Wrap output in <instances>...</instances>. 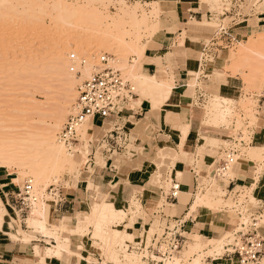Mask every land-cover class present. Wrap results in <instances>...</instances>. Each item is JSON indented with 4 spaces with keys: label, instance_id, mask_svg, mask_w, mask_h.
I'll return each mask as SVG.
<instances>
[{
    "label": "rangeland",
    "instance_id": "rangeland-1",
    "mask_svg": "<svg viewBox=\"0 0 264 264\" xmlns=\"http://www.w3.org/2000/svg\"><path fill=\"white\" fill-rule=\"evenodd\" d=\"M214 2L213 0L210 2L209 0H202L203 8L211 11L216 16L209 24L210 32L213 36L211 35L207 42L215 37L214 33L218 32L222 25L228 29V32L230 31L229 28L232 29L235 26H239L237 24L243 21L242 17L239 16H249L252 13L257 16L264 12V0H244L242 4H239V8L233 5L232 0H218V5L214 4ZM42 3H46L47 5H43ZM42 3L31 5L20 0H0V133H2V136L4 135V138L2 137L0 142L4 140L6 143L5 149L10 151L13 158H15V141L18 143L21 140L20 138L25 136L24 133L28 131L27 129L31 130L29 132L42 129L44 125L41 124H44L45 121V126H50L52 124L51 120L55 113H57L56 111L61 109H64L66 116L63 118L65 121L63 120L64 122L60 123L59 131L57 130L58 132H56V139L60 147L67 153L71 152L59 143V136L69 118L77 115L79 112L77 109L78 86L83 80L91 78L97 72L98 68L102 65L101 59L103 57L110 59V65L120 70L124 78L131 82L135 89L134 98L141 97V100L146 99L153 103L155 102L150 95H148L150 97L147 94L140 95V86L135 82L138 80H135V78L139 70L135 73L133 66L137 64L136 59L141 58V55L138 53L140 52L139 49L135 52L137 48H135L134 44L138 42L141 45L145 44L144 46L147 47L149 41L159 39L161 36L164 29L162 23L164 11L160 4L127 3L129 7L125 8L119 0H43ZM56 4L59 6L60 4L61 6L68 5V9L75 8L76 10L63 12V9H57ZM155 9L159 11L156 16V13L153 15L156 11ZM225 11L231 12L233 16L227 15L222 18ZM145 16L149 17L151 23L160 25L158 34H153L149 29L147 30L146 25L143 24ZM223 19L225 20L221 21ZM250 25L252 27L249 34L242 28L243 24L236 28V32H240L238 35L240 36V40L225 50L228 52L226 55L227 67L221 73L212 72L206 81L202 78L203 74L206 73L205 68L208 65L211 70L215 61L211 60V62H208L207 60H203L201 52L196 54L200 70L197 75L195 72H192L191 85L201 89L205 95L202 100L197 102L198 105L195 109L199 113L194 114L193 122L196 123V121L203 120L201 124L204 127L211 129L212 132H216L218 127L210 124V117L212 116L210 108L214 102L213 99L216 100L215 86L219 85L222 81H226L229 74L241 77L245 86L242 95L239 93L241 91L238 86V94L235 98L228 97L229 101L221 102V108L227 115L225 116V122H220L222 125L220 124L218 128L219 134L208 135L204 132L203 135L209 137L208 145L210 144L211 148L208 149L212 151L206 149L204 153L203 151L201 152L202 146L200 141L198 145H194L189 144L186 140L185 148L181 147L180 144L178 147L167 144L169 148L164 147L163 150L171 148L175 155L169 156L167 160L163 161V159L158 157L157 153L158 158H153L152 164L146 165L149 181H152V177L156 175L152 183L150 181L149 186L158 190L162 188L168 192L172 186L170 177L171 166L176 161V157L179 160L183 157L186 158L183 154L186 150L188 158L185 160L187 166L191 167L196 161V156H199L200 160L197 163V173L201 176L199 183L201 186L205 185L206 187L204 191L199 192L194 197L195 202L207 194H212L214 198L221 201V204L213 208L203 207L215 212L225 211L233 221L231 228L220 238L211 239L217 240L219 245L211 243L210 240H203L202 246L205 247H201L202 251L197 250V252L188 253L189 247L193 243H187L185 249L178 255L177 264H208V258L222 257L228 249L229 252H232L233 250L229 246H232L235 240L238 241L240 246L243 244V238L237 234L238 232L247 234L254 224H257L258 227L264 225V217L260 219L252 215L260 207V203L254 198L253 191L238 189L232 194L227 193L224 188L228 185L229 180L233 178L231 168L224 178H214L213 167L215 163H208L203 158L207 154L219 156L217 152H221L219 158L223 160L225 158L224 151L232 147L240 151V155L235 157L236 163L240 161L251 162L257 174L264 172V146L256 145L245 148L241 145L242 141L247 143V145L250 142V129L255 127V114L259 106L257 99L264 91V27L259 28L257 20L251 22ZM223 45L226 44L219 42V46ZM137 53L139 56H137ZM220 57L224 58V54L220 53ZM88 66L89 68L91 67L89 69V71L91 70L90 76L85 75V69ZM72 67H75L76 71H80L82 76H77L71 70ZM130 71H134L136 76L132 74L135 78L131 75ZM208 80L209 82H207ZM221 98L226 97L221 96ZM134 103L135 106L136 104L138 106L141 101L140 103ZM132 104L131 106L134 105ZM100 123L98 121V124ZM85 124H82L81 127H84ZM87 124L84 127L85 129L81 127L78 129L81 146L75 148H80L82 151H80V154H75L78 163L61 171L57 178L51 176L50 180H47L44 184L46 186L37 187L38 182H36V178L29 171L15 169V165L12 166L13 171L11 173H14L18 179V183L22 187L23 196L28 186L32 188L30 191V202L32 205V210L29 214L30 218L34 216L40 217L38 214L43 213L42 220L44 219L43 222H45L46 228L49 227L48 229H52V231L56 230L55 226L58 225L49 223L44 215L48 200H53V196L49 194L52 189L63 191L76 188L82 194L81 204L77 212L85 210L90 212L94 204L100 202L102 198L107 199L106 201L108 202H113L118 210L127 213L123 221L117 223L118 225L116 224L114 227L119 226L117 227L118 229L129 231L134 235L133 241L125 240L116 250L122 257H120L121 260L127 254H131L135 256L136 264H141L142 256L134 250H128L126 244L131 243L132 246H135V243L141 241L150 242L155 234H162L166 226L165 224H161L158 218L151 227V231L145 227L143 232H137L134 229V224L137 220L145 218V212L148 209L152 213L161 209L167 216L171 217L180 216L182 212H175L174 214L172 207L166 203L161 194L157 195L159 199L152 198L161 203V206L158 205L155 208L150 207L147 209L146 204L150 196H147L143 192L144 201H138L135 199V194L140 192L138 190L130 198L129 203L116 204L113 194L103 192V190L94 185L92 180L85 178L84 176L87 174L84 175V172L86 171L88 157L91 154V143L96 138V135L89 138L90 126ZM184 127L183 125H179L178 128L181 130ZM165 140L168 141V138ZM235 142H238V145ZM167 145L165 144V146ZM129 148L133 149L132 146ZM253 149H261L262 156L260 158L255 157ZM177 152H180L179 157ZM2 169L11 171L10 168ZM159 170H161L160 174ZM185 177L191 180V186L193 187L194 175L188 170ZM70 178H73L71 181L72 186H68L67 183ZM85 179H87L86 184H84ZM155 179L157 180L156 183L154 182ZM178 180L183 182L181 177ZM103 194L106 196L104 197ZM131 201L140 206L138 210L136 209L137 206L131 203ZM252 207L255 209L250 210ZM124 222L127 223L125 228L123 227ZM65 225L69 229L74 228L75 221L73 219L66 220ZM29 228L31 227L29 226ZM32 229L47 236L43 229L37 230L31 228V231ZM86 229L83 230L82 235L63 231L58 233H60L59 235L62 240L76 236L81 241L88 242L90 245H93L95 250L100 252L105 263L116 264L104 253L103 242L94 237V226L88 224ZM153 231L154 233L152 234ZM26 234L32 235L29 232ZM48 237L53 238L51 236ZM53 245L56 244H49L50 247H53ZM65 245L70 246L71 243H66Z\"/></svg>",
    "mask_w": 264,
    "mask_h": 264
},
{
    "label": "crops",
    "instance_id": "crops-1",
    "mask_svg": "<svg viewBox=\"0 0 264 264\" xmlns=\"http://www.w3.org/2000/svg\"><path fill=\"white\" fill-rule=\"evenodd\" d=\"M119 1L130 4L151 5L152 3H158L161 5L164 11L162 16L163 32L159 39L148 42L143 56L136 59V61H140L139 71L150 76H158L162 80L173 79L175 88L163 108L154 109L150 100H141V97H136L120 115H112L104 123L99 119L91 120L89 138H92L93 135H96V138L91 143V154L88 157L86 171L84 172V175H87L84 177L92 180L94 185L103 192L113 194L116 204L129 203L130 198L138 190L140 192L135 195L138 201H144L143 192L150 196L146 204L147 209L150 207L155 208L160 204L157 200L151 198L161 194L166 203L172 207L174 214L175 212H182L180 216L171 217L167 216L161 209L153 213L148 209L145 212V218H139L134 224V229L137 232H143L145 227L151 230L158 218L159 222L165 224V226L179 219L183 222L181 233L184 236L186 235L188 243H195L196 235L203 240L220 238L233 225L229 214L225 211L207 210L205 207H197L192 210V205L195 204L194 197L198 194L197 186L200 185L201 176L197 173L199 156H196V161L191 167L187 166L185 160L188 158L186 150L183 153L186 158L183 157L179 160L176 157V161L171 166L172 186L168 192L162 188L158 190L149 186V175L146 169V165H151L153 158L157 157L159 150L168 147L167 144L178 147L180 132L183 129L180 130L179 125H190V132L186 139L189 144L198 145L200 141L202 145L204 132L208 135L216 133L204 127L201 124L203 120L193 122L194 114L199 113L195 109L198 105L197 102L205 94L201 89L191 85L193 78L191 73L198 74L200 70L196 54L202 53L205 44L214 39L207 42L212 35L209 24L216 16L211 11L203 8L202 0ZM242 19L243 21L237 25L243 24L242 28L246 30L247 34L251 31L252 26L250 23L255 20L258 22L259 28L264 27V12L257 16L254 13L249 16L243 15ZM239 26H235L232 28L233 30L229 28L231 32L229 31L228 37L213 43L215 48H212V50L217 53V57L211 70L208 65L206 66V73L202 77L205 81L212 72L221 73L227 67L226 55L228 52L225 50H227V47L233 46L236 41L239 42L240 36L238 35L240 32H236V28ZM216 33H214V36ZM219 42L226 45L219 46ZM220 53L224 54V58L220 57ZM238 86L241 91L239 93L242 95L245 88L242 78L229 74L226 81H222L215 86V96L235 98L238 94ZM257 100L259 106L255 114L256 123L255 127L250 129V142L248 145L245 143V148L256 145L264 146V91L262 95L258 96ZM138 101H141V103L136 106L137 109L132 108L131 104ZM98 121L101 123L98 124ZM166 138H168V141L165 140ZM185 142L181 147H186ZM79 146L81 145L78 144L76 147ZM131 146L133 149L129 148ZM208 148H211L210 144L207 145ZM138 150L141 152L136 153L135 151ZM208 150L212 151L211 149ZM177 153L179 157L180 152ZM217 153L219 156L221 155V152ZM219 156L207 154L203 158L208 163H215ZM76 163H78L77 160ZM188 170L194 175L193 187L191 186V180L185 177ZM178 173L182 176H179ZM231 174L233 178L229 180L224 189L229 194L238 189L253 191L254 198L258 200L260 207L252 215L262 219L264 217V172L257 174L251 162L240 161L231 166ZM180 177L183 182L178 180ZM87 179H85L84 184L87 183ZM72 180L73 178L68 180V186H72ZM176 184L180 186V195L175 201L171 200L168 195ZM20 191H22V187L18 183L15 174L0 168V201L6 210L3 224L0 227V264H40L41 258L34 252L35 247H40L42 255H45L46 250L50 247L49 244L56 243L53 238L33 231V229L31 231L28 226L30 212L23 209L19 203ZM59 193L60 196L53 197V200H48L46 204L44 215L47 221L56 225H59L65 218L75 221L82 194L76 188L59 191ZM103 196L106 195L103 194ZM102 200L105 199L102 198ZM254 209L252 207L250 210ZM126 224L124 222V228ZM21 229L25 233L32 234L28 235L33 239L31 242L24 243L11 238V235L23 238L22 235L17 233ZM249 231L251 232L250 236L257 233L259 240L263 241L259 264H264V225L258 227L257 224H254ZM70 240L73 254L64 252L61 258L48 259V264H107L100 252L93 248V245L86 243L84 240L81 241L76 236H71ZM207 262L208 264H241L238 256H231L228 253L222 257L208 258Z\"/></svg>",
    "mask_w": 264,
    "mask_h": 264
},
{
    "label": "bare ground",
    "instance_id": "bare-ground-1",
    "mask_svg": "<svg viewBox=\"0 0 264 264\" xmlns=\"http://www.w3.org/2000/svg\"><path fill=\"white\" fill-rule=\"evenodd\" d=\"M20 1L25 2L27 4H31V5H36V4L43 2V0H20ZM210 1H212V0H209V2ZM213 1H215L214 4L215 3L217 4V2H218V0H213ZM120 3H122L121 5H123L125 8L129 7V5L125 1H120ZM42 4L44 5L46 3H42ZM56 5H57L56 6L57 9H63V12H72V11L76 10L75 8H73V9L71 8V10L68 9L69 8V7H67L68 5L67 6H61V4H60V6L58 4H56ZM215 7H217V6H215ZM157 12H159L158 9L153 13V15L156 13L155 14V16H156ZM143 24L146 25L147 30L149 29V31H151V33L157 34L159 32L160 25L155 24V23L154 24L151 23V21L149 20V17H146V16L144 17ZM134 45L136 46L135 48H137V50L135 49L136 51L135 50L134 51L137 52L139 49L140 52H138V53H140V55L142 57L144 54V51H145V47H146V46H144L145 44L141 45L137 42V44H134ZM137 56H139V54ZM136 62H137V64L135 66H133L135 73L139 69V66H140V61H136ZM89 69H91V67L89 68V66H88V68L85 69L86 71L84 70L86 73L85 74L86 76H90L91 70L89 71ZM134 71H132V72L130 71V73L132 76H134V75L136 76V74H137L138 78L137 77L135 78V76H134V78H135V80L136 79L139 80V82H138V80H136L135 82L137 83V85L139 84V86L141 88V89L139 88V90H141V92H143V93L140 92V95L147 94V96L148 95L152 96L151 98H153V100L155 101L154 102L155 105H153L154 109L163 108V106L168 101V99L170 98V96H171V94L175 88V84H174L173 79L172 80H166V79L162 80V79H159L158 76H150L148 74H145L142 71H138V73L134 74ZM150 96H148V97H150ZM144 97H145V95H144ZM215 98H216V100L213 99L214 102L212 103V106L210 105L211 106V108H210L211 112L209 110V112L212 114V116L210 115L211 116L210 117L211 118L210 124L219 128V126L221 124L220 122L224 121L225 116L227 115L226 112H224V110L221 108V102H223V101L227 102L230 99L228 100L227 98H221V96H215ZM138 102L140 103V101H138ZM133 104H132L133 106H131V107L134 109L135 108L137 109V107H136L137 104H136V106H135V103H133ZM56 112L57 113H55V115L53 114L54 117L51 120L52 124L50 126H45V122H46L45 121L44 124H41V125H44V127L42 126V129H39V130L36 129L38 131L35 130V132H33V131L29 132L30 129H27L28 131H26V132H28V133L25 132L26 133V134L24 133L25 136L20 138L21 140H19L18 143H16V141H15V158L12 157V154L10 153L9 150L5 149L6 143L4 142V140H1V142H0V168H10L11 171H9V172L11 173L13 171L12 166L15 165V169L18 168L19 170L21 169L23 171L24 170L29 171V173L33 177L36 178V179L35 178L34 179L36 180V182H38L37 187L38 186L41 187V186H46L44 184L46 183L47 180L48 181L50 180L51 176L53 178H57L61 171L77 164L75 161L77 159L75 154H76V152L81 153L82 152L81 149L80 148L79 149L74 148L73 151H71L70 153H67L62 147H60L58 145V142L56 139V132L59 131L60 123L64 120L63 118H64V116H66V114H64V109L63 110L61 109L59 111L57 110ZM206 114L208 115V113H206ZM204 119H205V117H204ZM87 121H88V124H87ZM85 123L90 126L91 125V119L87 118L85 120L84 124ZM86 124H85V126H86ZM84 127H81V128L83 129ZM218 128L216 129V134H219ZM189 132H190V125L188 124V125H185V127L182 129V132L180 135L181 136L180 137L181 146L184 144L185 140L188 138ZM84 133H85V130H84ZM1 134L2 133H0V139L4 136V135L2 136ZM202 138L203 139H202V145H201L202 146L201 152L203 151V153H204V151L207 149V145L209 143V137L202 136ZM76 146H78V145H76ZM253 153H254L255 157H257V158H260L262 156L261 149H253ZM158 155H159L158 157H160V159H163V161H164V160H167L169 158V156H172L175 154H173L172 149H164V150H161L160 152H158ZM160 171L161 170H159V174H160ZM179 176H182V174H179ZM155 177H156V175H155ZM155 177L153 176L152 178L154 179ZM153 179H152V181H153ZM150 181H149V183H150ZM152 181H151V183H152ZM156 181L157 180L155 179L154 182L156 183ZM153 199H159V198L154 197ZM106 200L107 199L102 200L101 202L95 203L90 212L88 210H85V211L76 213V215H75V226H74V228H70V229L68 228L67 225H65L66 220H71L69 218H65L63 221H61V224L58 226H55L56 230H53V231H52V229L51 230L48 229L49 227L46 228L45 222H43L44 219L42 220V216H43L42 214L43 213L40 215L38 214V216H40L41 218L37 217V216L30 218L28 220V223H29V226L31 228H34L37 230L43 229V230H45V233L47 236H51L56 240V243H55L56 245H53V247H49L46 250V252L44 251L45 255H42V250L40 247H38V246L35 247L34 252H36V255L41 258L40 264H48L47 260L51 259L53 257L61 258V256L63 255L64 252H68V254L69 253L73 254V252L71 250V248H72L71 245L70 246L65 245L66 243H71V240L70 239L62 240L60 238L59 234L62 231L63 232H73L74 234H78V233L81 234L83 232V230L86 229L88 224H92V226H94V230H93V231H95L94 237H97L98 239H100L103 242V244H104L103 250L105 251L104 253L107 254L108 258L113 260V262L116 264H136L135 256H133L131 254H127L124 257V259L121 260L122 257L119 255V253L116 250V248L121 246L123 244V242H125V240H129V241L134 240L133 233L126 231V230L118 229L117 227H119V226L114 227L117 223L123 221V219L125 218L127 213L122 211V210H118L113 202H108ZM252 200H253V198H252ZM132 201H131V203H133ZM133 204L136 205L135 203H133ZM220 204H221L220 200L214 198L212 196V194H207L203 198L198 199L195 202V204L192 205L193 206L192 210H195L197 207H203V206L208 207V208H213L216 206L218 207ZM159 205L161 206V203ZM131 206H132V204H131ZM136 206H137V208H136ZM136 206H134V207L138 210L139 209L138 207H140V206H138V205H136ZM141 209H142V207H141ZM133 210H134V208H133ZM130 213H131V211H130ZM5 214H6V210H5L2 202L0 201V227L3 224ZM149 230H150V228H149ZM58 232H60V233H58ZM17 233L22 235L23 238L21 237L22 238L21 239L16 235L15 236L11 235L12 236L11 238L15 239V240H20L24 243L31 242V237H29L27 234L25 235V232H23L22 229L20 230V232L18 231ZM149 233H151V232H149ZM153 233H154V231L152 232V234ZM202 241H203V239L200 238V236L198 237L196 235L195 243L190 245L188 253H194L195 251L197 252V250L202 251L201 247H205V246H202ZM210 242L211 243H217L218 241L217 240H210ZM78 256L80 257L81 255L79 254Z\"/></svg>",
    "mask_w": 264,
    "mask_h": 264
},
{
    "label": "built area",
    "instance_id": "built-area-1",
    "mask_svg": "<svg viewBox=\"0 0 264 264\" xmlns=\"http://www.w3.org/2000/svg\"><path fill=\"white\" fill-rule=\"evenodd\" d=\"M243 1L244 0H232V3L239 8V4H242ZM227 15L233 16L231 12L225 11L222 17ZM228 36V29L222 25L214 39L204 46L202 59L208 62L215 60L217 53L212 50V48H215L213 43ZM101 64V67L98 68L97 72L91 78L83 80L78 86L77 109L79 112L77 115H73L69 118L59 136V142L69 151H73L76 145L80 144L78 129L84 124L87 118L92 121L99 119L104 123L110 116L120 115L125 111L128 104L135 97L134 87L131 82L124 78L120 70L110 65V59L103 57L101 59ZM71 70L75 72L77 76H82L81 72L76 71L75 67H72ZM203 98L204 97L201 96V100ZM235 143L238 145V142ZM241 145L244 147L245 142L242 141ZM224 153L225 158L223 160L219 158L215 161V166L213 167L214 178H224L231 166L236 163L235 157L240 155V151L232 147L225 150ZM76 154L80 153L76 152ZM205 187V185L197 186L198 193L204 191ZM31 189L32 188L28 186L25 195L23 196L22 191H20L18 196L21 207L29 212L32 210L30 202ZM49 194L56 197L60 193L57 189H52ZM179 195L180 186L176 184L172 187L168 197L176 201ZM182 224L183 222L176 219L174 224L166 226L162 234H155L150 242L141 241L136 243L135 246L127 243L128 250H134L142 256L141 264H177L178 255L185 249L187 244V238L181 233ZM237 234L243 238V244L240 246L238 241L235 240V243L229 246L233 251L229 252L228 249L226 250V254L238 256L241 264H259L263 241L259 240L257 233L250 236V231H248L247 234L243 232H238Z\"/></svg>",
    "mask_w": 264,
    "mask_h": 264
}]
</instances>
